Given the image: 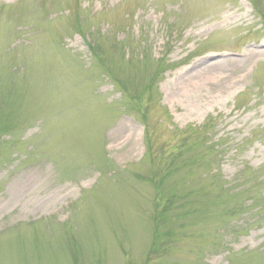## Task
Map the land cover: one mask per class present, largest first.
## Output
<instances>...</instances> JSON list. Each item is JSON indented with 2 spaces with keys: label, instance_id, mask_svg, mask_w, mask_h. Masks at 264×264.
Here are the masks:
<instances>
[{
  "label": "rangeland",
  "instance_id": "1",
  "mask_svg": "<svg viewBox=\"0 0 264 264\" xmlns=\"http://www.w3.org/2000/svg\"><path fill=\"white\" fill-rule=\"evenodd\" d=\"M0 264H264V0H0Z\"/></svg>",
  "mask_w": 264,
  "mask_h": 264
},
{
  "label": "trees",
  "instance_id": "2",
  "mask_svg": "<svg viewBox=\"0 0 264 264\" xmlns=\"http://www.w3.org/2000/svg\"><path fill=\"white\" fill-rule=\"evenodd\" d=\"M176 168L174 170H178V166L174 165Z\"/></svg>",
  "mask_w": 264,
  "mask_h": 264
}]
</instances>
